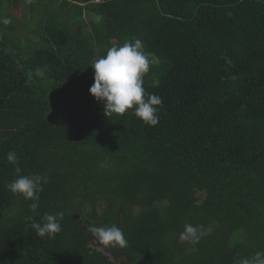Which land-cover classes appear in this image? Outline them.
<instances>
[{
	"label": "trees",
	"instance_id": "trees-1",
	"mask_svg": "<svg viewBox=\"0 0 264 264\" xmlns=\"http://www.w3.org/2000/svg\"><path fill=\"white\" fill-rule=\"evenodd\" d=\"M27 1L0 0V264H114L88 225L122 229L130 264L264 252V0ZM136 38L160 59L143 85L155 126L89 92L97 58ZM33 174L35 212L6 187ZM61 212L55 236L31 228Z\"/></svg>",
	"mask_w": 264,
	"mask_h": 264
},
{
	"label": "clouds",
	"instance_id": "clouds-1",
	"mask_svg": "<svg viewBox=\"0 0 264 264\" xmlns=\"http://www.w3.org/2000/svg\"><path fill=\"white\" fill-rule=\"evenodd\" d=\"M97 22L101 20L96 17ZM11 23L7 17L0 18V24ZM160 63L159 57L152 52L144 50L143 43L136 38L123 45L112 46L105 56L97 59L91 67L94 69V83L89 88L90 94L104 105V114L108 117L113 114L124 115L129 110L132 114L141 119L145 124L155 126L159 117L158 106H162L161 97L147 93L144 88V77L149 73L152 66ZM159 80L153 81V86H158ZM7 162L15 165L17 174L22 172L19 167L18 154L15 151L7 153ZM47 183V177L41 175H17L16 178L6 185L13 193L21 195L25 200L33 201L30 205L32 211L39 207V193L42 191V184ZM63 213H45L43 222L31 223V228L39 237H53L61 231L60 220ZM92 237L95 238V246L102 248L124 247L126 239L122 229L117 225L96 227L89 226L88 229ZM196 229L191 225L186 226L185 233L181 234V239L187 234L195 233ZM234 264H264V252H257L254 257H245Z\"/></svg>",
	"mask_w": 264,
	"mask_h": 264
},
{
	"label": "water",
	"instance_id": "water-1",
	"mask_svg": "<svg viewBox=\"0 0 264 264\" xmlns=\"http://www.w3.org/2000/svg\"><path fill=\"white\" fill-rule=\"evenodd\" d=\"M89 243H90V247H92L93 249L97 250L98 252H101L102 254H104L114 264H120V263H122L123 260L125 261V263L130 264L127 256L124 253L120 254L118 259H116L113 251L110 250L109 248H102L100 246H95V238L94 237L92 240H90Z\"/></svg>",
	"mask_w": 264,
	"mask_h": 264
},
{
	"label": "rangeland",
	"instance_id": "rangeland-1",
	"mask_svg": "<svg viewBox=\"0 0 264 264\" xmlns=\"http://www.w3.org/2000/svg\"><path fill=\"white\" fill-rule=\"evenodd\" d=\"M28 1L31 2V0H28ZM32 1H34V0H32ZM100 1H101V0H96V1H95V4H93L94 7H98V6H97V5H98L97 3L100 2ZM29 2H28V3H29ZM34 8H36V9L38 8V9H39L40 6L38 5V7L35 6ZM38 9H37L36 11L33 10V12L26 11V12H25V17H26V19L29 20V18H30V16H31L32 14H36V15H37V13H38ZM36 12H37V13H36ZM87 16H88V17H86V20H88V19L90 18L88 14H87ZM82 30H83L86 34H90V29H89L88 27H83ZM97 57H98V55H96L95 58H97ZM97 59H98V58H97ZM208 232H211V230L208 229Z\"/></svg>",
	"mask_w": 264,
	"mask_h": 264
},
{
	"label": "crops",
	"instance_id": "crops-1",
	"mask_svg": "<svg viewBox=\"0 0 264 264\" xmlns=\"http://www.w3.org/2000/svg\"><path fill=\"white\" fill-rule=\"evenodd\" d=\"M96 1V0H95ZM29 1H27V3H28ZM28 4H33V1L31 0V2H29ZM19 10H20V12H19V14L21 15V11H23V5L21 4V6L19 7ZM29 34H30V36H35V34L32 32V31H30L29 32Z\"/></svg>",
	"mask_w": 264,
	"mask_h": 264
},
{
	"label": "flooded vegetation",
	"instance_id": "flooded-vegetation-1",
	"mask_svg": "<svg viewBox=\"0 0 264 264\" xmlns=\"http://www.w3.org/2000/svg\"><path fill=\"white\" fill-rule=\"evenodd\" d=\"M78 218H79V217H78V215L76 214V215L74 216V219H75V220H78ZM89 226H90V225H88L87 228H88ZM92 239H93V237H91V240H92ZM89 242H90V240H89ZM109 249H112V247H109ZM112 251H113V249H112Z\"/></svg>",
	"mask_w": 264,
	"mask_h": 264
}]
</instances>
